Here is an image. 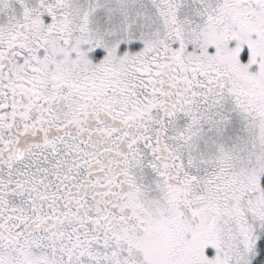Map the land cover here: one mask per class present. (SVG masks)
Instances as JSON below:
<instances>
[{
	"label": "snow or ice",
	"instance_id": "1",
	"mask_svg": "<svg viewBox=\"0 0 264 264\" xmlns=\"http://www.w3.org/2000/svg\"><path fill=\"white\" fill-rule=\"evenodd\" d=\"M0 264H264V0H0Z\"/></svg>",
	"mask_w": 264,
	"mask_h": 264
}]
</instances>
